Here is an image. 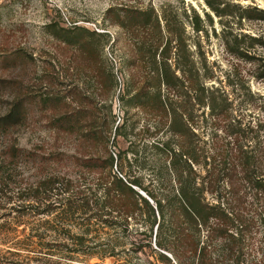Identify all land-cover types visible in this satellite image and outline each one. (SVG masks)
<instances>
[{"label": "rangeland", "instance_id": "obj_1", "mask_svg": "<svg viewBox=\"0 0 264 264\" xmlns=\"http://www.w3.org/2000/svg\"><path fill=\"white\" fill-rule=\"evenodd\" d=\"M210 4L223 10L222 16ZM137 11L148 14L139 24L131 22V12ZM51 22L67 29L77 25L104 36L97 40L98 52L80 56L77 49L53 38L47 30ZM198 26L202 31H196ZM169 33L171 70L182 81L191 79L193 89L205 86L209 90L205 102L213 107L199 104L200 95L193 90L170 89L171 102L184 106L178 113L190 119L191 131L184 140L171 132L169 110L154 112L132 101L139 93L151 97L159 89L147 51L155 46L160 52ZM144 44V53H139ZM19 50L24 51L21 58ZM161 91L167 95L163 84ZM49 95L60 102L43 103ZM21 97L29 119L15 142L27 154L36 152V161L19 162L17 185L22 189L50 176L72 179L78 185L93 183L92 177L80 178L75 166L74 158L81 159L83 154L79 141L51 132L48 120L55 112L85 110L107 119L111 109L114 127H121L122 136L112 134L110 152L128 150L135 166L130 151L136 149V156L147 163L146 176L168 177L166 155L153 148L165 141L176 148L192 145L198 153L206 150L211 155L241 146L261 155L264 167V0H0V114L18 105ZM101 125L98 121L97 126ZM97 150L95 146L93 153ZM56 152L65 154L53 160ZM219 159L224 161L222 156ZM114 170L123 178L136 167L123 172L115 166ZM194 170L199 177L206 176L202 165ZM206 199L214 197L207 193ZM67 211L60 205L51 215L4 209L0 264L126 262L130 240L119 229ZM111 251L115 257H109Z\"/></svg>", "mask_w": 264, "mask_h": 264}, {"label": "trees", "instance_id": "obj_2", "mask_svg": "<svg viewBox=\"0 0 264 264\" xmlns=\"http://www.w3.org/2000/svg\"><path fill=\"white\" fill-rule=\"evenodd\" d=\"M210 6L222 16L223 10ZM131 15V22L139 24L141 17L146 18L148 14L137 11ZM195 29L202 31L200 26ZM47 30L65 46L77 49L82 57L90 51L97 53V40L104 37L77 25L67 29L53 22L47 25ZM169 36L160 52L155 46L147 51L159 89L151 97L139 93L132 101L154 112L169 110L171 132L184 140L191 131L190 119H184L186 113H178L184 106L176 107L168 92L177 86L187 88L199 93V104L212 106L205 102L209 93L205 86L198 85L193 89L191 79L182 81L171 70L169 59L173 39L171 33ZM144 46L139 53H144ZM23 52L19 50L20 58ZM141 60H145L144 55ZM176 69L186 75L182 67L176 65ZM162 84L167 95L162 94ZM23 100V97L19 98L18 105L0 114V214L8 208L10 212L22 213L31 209L36 214L51 215L60 205L67 212L89 215V220L119 229L130 240L126 262L121 264H132L133 260H137L136 264H264V167L261 155L255 150L248 152L236 146L227 148L225 154L211 155L206 150L198 153L192 145L184 143L178 145L180 148L172 147L171 141L155 143L153 148L166 155L164 166L168 177L163 180L159 173L146 176L147 163L136 156V149L130 151L135 156V166L127 157L128 150L110 152L112 134L116 131L122 136L121 127H114L116 117L111 109V119H100L85 110L55 112L48 120L51 132L58 138L72 137L79 141V150L83 154L81 159L74 158L75 166L80 178L92 177L93 183L78 185L72 179L50 176L22 189L17 185L19 162L36 161L35 151L27 154L15 142L29 119L23 109ZM43 101L57 105L60 99L49 95ZM98 121L102 123L101 127L97 126ZM95 146L100 151L93 153ZM64 154L56 152L51 157L60 160ZM220 156L224 161L219 159ZM199 165L206 170L205 177H199L194 170ZM115 166L123 172L133 167L136 171L126 172L122 178L114 170ZM226 185H229L227 189ZM207 193L214 197L213 201H207ZM111 252L109 257H115L114 251Z\"/></svg>", "mask_w": 264, "mask_h": 264}, {"label": "water", "instance_id": "obj_3", "mask_svg": "<svg viewBox=\"0 0 264 264\" xmlns=\"http://www.w3.org/2000/svg\"><path fill=\"white\" fill-rule=\"evenodd\" d=\"M142 194H143L145 197H147V196H146V195H145L143 192H142ZM147 199H149V200L151 201V199H150V198H148V197H147ZM151 202H152V201H151Z\"/></svg>", "mask_w": 264, "mask_h": 264}]
</instances>
